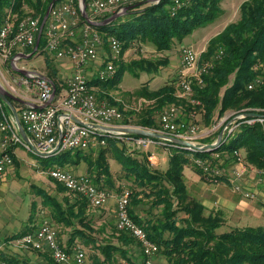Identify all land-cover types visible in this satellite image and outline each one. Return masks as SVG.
<instances>
[{
  "label": "trees",
  "instance_id": "obj_1",
  "mask_svg": "<svg viewBox=\"0 0 264 264\" xmlns=\"http://www.w3.org/2000/svg\"><path fill=\"white\" fill-rule=\"evenodd\" d=\"M62 1L64 0H58L56 4ZM182 1L185 5L174 16L171 14L174 0H160L156 4H134L126 15L110 23L105 22L114 15L106 16L99 21L96 29L104 39L116 36L123 43V49L135 41H140L152 43L159 52L170 51L176 42H182L196 30L215 23L223 14L221 5L225 0ZM52 2L53 0H0V31L7 10L13 3L20 18L31 15L39 18L42 23ZM44 45L45 41L41 38L35 55L45 53L42 50ZM208 50L205 56L215 52L217 54L219 51H223V54L215 61L214 68L203 77V84H196L194 87L195 98L200 101L196 107L203 112L204 124L212 125L217 116L223 117L227 112H234V117L256 113L264 119V71L260 67L264 64V0L245 1L240 6L239 20L230 23L211 39ZM168 63L167 59L139 60L133 64L119 63L120 68L114 79L105 82L96 79L91 84L113 89L119 85L121 73L128 69L134 72V68L139 67L142 72L150 73ZM48 67L51 70L49 77L55 79L57 73L49 61ZM258 78H262L260 82H256ZM253 83V89H249V85ZM144 95L155 100V105L139 116L135 126L141 128L159 129V114L163 109L181 101L175 88L169 84ZM10 101L14 107L19 105L15 100ZM112 104L116 105L114 102ZM4 106L11 114V107L7 104ZM237 123L239 126L236 130L230 135L225 134L220 145L210 151L170 149L169 165L165 171L154 169L148 155L139 152L125 155L114 140H108V147L98 151L95 161L92 155L82 151L64 152L61 155L66 158L60 167L65 166L69 160L75 164L78 160L85 159L90 169L98 172L96 181L106 175L108 185L113 186L107 163L108 148L120 152L124 171L121 178L133 184L130 215L159 245L160 252L167 257L169 264H264V226L233 227L226 223L222 211L207 213L205 206L190 196L184 177L185 167L205 177L195 166L196 159H208L213 154H221L226 161L232 160L235 151L244 153L243 157L248 165L264 169V122L256 119L253 124H249L247 120H239ZM72 154L75 156L72 157ZM12 157L16 163V157L13 154ZM226 180L227 177L222 178V181ZM146 197L152 199V208L161 210L152 219L142 221L133 208L142 204ZM83 200L85 202H79L81 209L83 205H88V201L85 198ZM73 209L74 207L68 208L69 215L62 213L60 217L67 221L83 214L79 210L74 215L71 212ZM55 213L57 214L56 211ZM224 226L230 228L219 232ZM119 233V244L109 243L97 247L104 258H98L97 261L94 259V264H113L118 254L134 264L129 250L124 247L137 246L138 243L128 232ZM22 237L24 235H17L15 238Z\"/></svg>",
  "mask_w": 264,
  "mask_h": 264
},
{
  "label": "built area",
  "instance_id": "obj_2",
  "mask_svg": "<svg viewBox=\"0 0 264 264\" xmlns=\"http://www.w3.org/2000/svg\"><path fill=\"white\" fill-rule=\"evenodd\" d=\"M84 2L87 19L83 16V0H64L55 4L44 26L39 18L31 15L18 20L15 3L7 10L4 18L0 31V86L18 102L19 105L15 106V109L21 124L37 149L50 155L68 151L86 152L91 148H107L108 140H114L130 150H140L147 146L162 147L168 152L173 148H182L190 152L212 150L206 147L207 144L200 143L205 133L200 131L198 125L180 120L181 111L178 106L172 105L163 109L159 114V129L137 127L126 120L120 109L99 100L98 87L91 84L92 80L88 76V68L102 62L97 70L96 79L101 82L114 79L123 52V43L116 36L104 39L96 29L99 19L123 13L127 7L134 4L144 2L156 4L159 0ZM184 5L182 0H174L171 14L174 16ZM41 38L45 41L42 50L46 54L55 61H67L72 68L71 75L62 84H56L46 72L26 66L27 60L34 57L39 50L38 47L36 51V47ZM105 42L109 49L102 57L101 49ZM222 54L223 51H219L215 59L219 60ZM199 61L200 55L192 46L181 48L178 97L187 100L193 106L200 104L195 98L194 86L202 85L203 77L215 65V61H208L202 65ZM2 65L7 66L6 73L10 76L9 79L1 72ZM260 67L264 71V64ZM261 79L258 78L256 82H260ZM253 86L254 83L248 88L253 89ZM4 104L0 99V180L6 170L14 165L11 151L13 145H21L34 153L20 136L15 118L12 113L6 111ZM257 120L264 122L263 118ZM255 121L256 119L247 120L249 124ZM238 126V123L232 126L228 134H232ZM120 128H141L166 134L192 146L186 148L166 140L122 135L116 131ZM207 133L209 135V132ZM233 159L230 170H225L226 160L221 154H213L208 159L198 158L194 164L211 184L217 185L223 182L222 178L227 177L235 193L246 199L256 200L257 192L246 188L244 181L250 172L258 177L259 185L263 184L264 169L248 165L240 151L234 152ZM49 174L68 191L85 198L93 208L106 206L114 197L110 189L97 185L88 175H77L61 167L52 169ZM131 195V190L123 187L116 196L117 231L128 232L137 241L143 256V264H156L155 257L160 253V247L149 237L146 230L132 219ZM17 245L26 250L47 249L58 264H87L88 261L86 253L80 246L67 250L60 244L58 230L49 219H43L39 227L19 239ZM0 264L13 263L0 259ZM123 264L131 263L125 261Z\"/></svg>",
  "mask_w": 264,
  "mask_h": 264
},
{
  "label": "rangeland",
  "instance_id": "obj_3",
  "mask_svg": "<svg viewBox=\"0 0 264 264\" xmlns=\"http://www.w3.org/2000/svg\"><path fill=\"white\" fill-rule=\"evenodd\" d=\"M245 1L247 0H225L221 5L223 9V14L215 23L196 30L192 35L185 38L182 42H176L170 51L159 52L152 43H142L140 41L133 42L132 45L123 49L119 63L133 64L134 62L139 60L158 61L162 59H167L169 63L161 67L160 69L154 70L150 73L142 72L139 67H135L134 72L130 71L129 69L126 70L125 72L121 73L120 76L121 81L116 88L105 89L104 87L99 86L100 88H98L97 90V95L99 100L105 101L110 105L115 106L118 109H121V111L126 116V120L131 124L135 125L139 119V116L142 115V113L145 110L155 105V100L149 99V97L145 96L144 93L147 94V92L150 93L152 91H157L162 87H164L165 85L169 84L172 85L175 88L176 93L179 94L180 78L178 73L179 72L178 65L176 63V56L178 54V51L181 50L182 46H192L199 53L200 65L208 61L216 60L215 59L216 52L210 56H205V54H208L210 41L218 34H220L230 23L239 20L240 6ZM128 15H131V13ZM104 18L105 17H102L99 20H103ZM17 19L20 20L21 19L20 16H18ZM108 49H109L108 44L105 42L103 48L101 49L102 57H103V53H105V51H108ZM48 61L52 65L56 64L53 57L47 56L46 53H40V54H36L31 59L27 60L26 66L28 68L42 70L44 72L48 71V73L50 74L51 70L47 67ZM119 66L120 65L117 66V72L120 68ZM7 69H8L7 66L5 65L1 66V72L5 75L7 79H9L10 76L6 73ZM65 79H67V72L61 73V76H58V80L64 81ZM1 81L3 82L2 79ZM112 102H114L116 105L112 104ZM174 105L180 108L181 111L179 116L180 120L187 122L189 121L194 122L200 128V131L202 133H205V135L200 139L201 144H212L216 142L219 136L218 134H220L221 131L226 126L230 124L225 132V134L228 135L229 129L232 128V126H234L237 123V122H233V120L236 118L234 117L235 113L227 112L223 117L217 116L214 119L212 125L206 126L204 124L203 112L200 110V108L190 105L187 102V100L182 98L179 104H174ZM207 132H209V135ZM151 148H152L151 153L150 152L146 153L144 151H141L142 153L141 152L139 153L143 155L145 154L149 155L150 158L149 160L150 163L152 164L151 166L154 169L156 168V166H158L159 168L157 170L163 171V169L166 168L167 163L169 165V160H170L169 152L164 148L158 146L157 147L151 146ZM126 149L128 148L126 147ZM126 149H123V152H125ZM94 150L95 152H93V149L87 150L85 152V154L89 156L92 155L93 161H95L96 158L98 157V151L100 150V148H96ZM138 151L139 150L130 151L128 149L127 153L135 154L138 153ZM161 151H163L164 153H161ZM240 153L242 156L244 155L243 152L240 151ZM16 154L18 156V158L16 157V159L17 160L19 159L21 163L15 164V169L21 170L22 168V172L19 171V173L21 172L24 174V177L22 179L17 178V180L20 181V183L23 185V188L21 191H19V193L13 191L11 188H8L5 192L0 191V198H2L1 199L2 202L0 204V210L3 211L2 213H0V216L1 218H3L4 222H7V220H11L12 222L15 221L18 222L19 225L35 223L37 222V220H41L42 222L43 219H49L54 222L55 219L51 218L49 213L48 214L46 213L49 212L48 210L39 216V208L43 207L44 205L48 204L46 205V207H49V209L53 208V205L49 204L50 201H48L49 199L52 198L51 197L52 192L57 191L63 194H68L69 197L73 198V200H77L78 202L84 201L81 196L68 191L63 186V184L51 178L49 174V172L52 169L60 167V164L64 163L65 161L64 159L66 158V156L61 154L51 155L48 157L40 156V155H36L33 152L28 151L26 148L22 146L18 147ZM74 156L75 155L72 154V157ZM109 157L112 160L108 162L110 163L109 168H112L113 171L111 176L114 179V182H116V184L115 187L113 188L109 186H106V188L110 189L112 193L116 192L119 194L123 187H126L132 191L133 184L127 181L125 178H121L124 171L121 167V164L119 163L120 158H118L117 160L115 155H113L112 153L110 154ZM157 160L160 161V162L158 161L159 164H157ZM232 161L233 159L232 160L229 159L225 161V170L231 169L233 164ZM163 163H165V165H163ZM21 164L22 167L20 166ZM62 168L68 171L72 170L73 172V170H76V168L78 167H75V164L73 163L71 164L67 163ZM249 175L250 172L247 173L246 177ZM14 179H15V174L13 172H10L9 175L7 174L6 176L7 183L14 184ZM223 182L231 185L227 180ZM256 183H258V181ZM28 184L31 185L27 187V191L31 192L32 194L29 192H25L26 191L25 187ZM151 201H152L151 198L146 197L145 201L142 204L136 207H134L135 205H133L134 208L133 207L132 208L136 212L137 210L139 211L143 210L145 214L144 217L145 216L154 217L155 214L160 213L161 208L160 209H155V207L152 208L150 205ZM104 209L105 208L94 209L96 212H98V215L101 216L100 219L103 221L102 225L97 224L99 228L96 229L93 228L92 229L93 231L90 230L91 227L89 226L90 228L89 231L94 233V229L96 230L97 237H95L96 240V242L94 243L95 246L96 245L104 246L109 243L119 244L117 238L118 236H120V233L117 231L116 220L114 218L113 212L111 210H104ZM99 212H103V213H99ZM224 215H225L226 223H228L230 226L233 227L241 226L242 222L240 221L242 220H238L235 218L228 219L229 215H226V213ZM39 217L40 219H38ZM72 219L74 218H71L70 220ZM230 226H224L218 231L219 232L227 231L226 228H230ZM15 231L18 230L15 228L10 229L9 227L0 224V238L4 237L9 232H15ZM1 246L2 244L0 242V248ZM160 253L155 257V260L158 258L159 255H162ZM86 255L92 263L94 259L95 261H97L98 258L101 259L100 256L104 258L102 252L96 251V248L94 249L88 248L86 251ZM116 258L117 259L113 264H123V262L127 261L120 254H118Z\"/></svg>",
  "mask_w": 264,
  "mask_h": 264
},
{
  "label": "crops",
  "instance_id": "obj_4",
  "mask_svg": "<svg viewBox=\"0 0 264 264\" xmlns=\"http://www.w3.org/2000/svg\"><path fill=\"white\" fill-rule=\"evenodd\" d=\"M106 53L107 51H105L104 55ZM46 55L50 56L48 54ZM55 62L56 64L53 66L56 70L57 77H55V79H52V80L56 84L59 85V84L64 83V81L58 80V76H61V73L67 72V77H69L72 73V68L67 61H55ZM176 63L178 65V71H179L178 73L180 76V50L178 51V54L176 56ZM101 64L103 63L99 62L88 68L87 73L91 80H96L97 78L96 73L99 67L101 66ZM47 67H48V64H47ZM45 72L48 75L51 74V73L49 74L48 71H45ZM98 88L100 87L98 86ZM116 144L119 150L126 149L127 147L124 144L119 143V142H116ZM19 146L21 145L12 146L13 148L12 154L14 156L16 155L15 157L17 158L18 156L16 154V151ZM91 149H93V152H95L94 149L96 148H91ZM109 150H110L108 151L109 156L112 153L113 155H115L117 160L118 158H120L119 163L121 164V167L123 169V165L121 162L122 154L117 152L113 148ZM127 150L128 149H126L124 154L131 155L127 153ZM151 150H152L151 146H147V147H143L138 152L144 151L146 153L148 152L151 153ZM161 153H164V152L161 151ZM109 156H108V162L111 160ZM158 161L159 160H157V164H159L160 162ZM18 163H21L19 159L17 160L16 163L14 162L13 166H11L10 168L6 170L4 177L0 180V191L1 192H5L8 188H11L13 191H16L17 193H19V191L22 190L23 185L20 183L19 180H17V178L22 179L24 177V174L21 173L22 168L21 170L15 169V164H18ZM67 163L71 164L73 162L69 160ZM108 165H110V163H108ZM163 165H165V163H163ZM20 166L22 167V164ZM75 167H78V168H76V170H73V173L77 175H88L93 179L94 183H96L97 185L104 186V187L109 186L107 183L108 177L106 175H102L100 180L96 181V178H98V172H96V169L93 171L90 170L89 169L90 167L85 159L78 160L77 163H75ZM158 168L159 167L156 166L155 169H158ZM109 169L111 172L109 177L112 181L111 183L113 184V186H109V187L113 188L115 187L116 182H114V179L111 176V174L113 173L112 168H109ZM167 169H168V163L166 165V168L163 169V171ZM19 171H21L20 172L21 174L19 173ZM10 172H13L15 174L14 184L7 183L6 176L7 174L9 175ZM184 177H185L186 185H187L190 196L192 198H196L197 200H199L205 206L207 213L220 210L224 214L226 213V215H229L228 219L235 218L238 220H242L240 221L242 223H241V226L239 227L264 226V205H263L264 203V183L260 185L259 183H256L258 181L257 176L250 174L249 176H247V178L244 181L246 188L257 192L258 198L256 200H249L235 193L231 185H229L228 183L222 182L217 185L211 184L204 177H202L201 175H199L198 173H196L189 167H185ZM30 185L28 184L25 187L26 189L25 192H29L27 191V187ZM113 194H114V197L108 202L106 206L102 208H105L104 210H111L116 220V196L119 193L113 192ZM51 197L52 198L49 199L48 201H50L49 204L53 205V208H50L52 210H50L49 207H46V205L48 204L46 205L43 204L44 206L39 208V216L43 214L44 212H46L47 210L49 211L46 213L47 214L49 213L50 217L55 219L54 222L52 220L51 222L54 224V226L58 230V240L60 244L63 247H65L67 250H72L74 247L80 246L84 250L85 253L88 248H93V249L96 248V251L99 252L100 250L97 248L99 245H96V246L94 245V243L96 242L95 237H97L95 229L99 228L97 224L102 225L103 221L100 219L101 216L98 215V212L94 210L95 208H93L88 203V205L86 206L83 205L81 209L80 204L77 200H73V198L69 197L68 194H63L57 191L52 192ZM1 199L2 198H0V204L2 202ZM70 207H74V209L71 211L74 215H77L79 210H81L83 214L80 215L79 217H75L71 221L70 220L64 221L62 219L63 217H60V215L62 213L64 214L66 213L69 215L68 208ZM55 211L57 212V214L55 213ZM138 211L139 210H137L136 214H138L141 220L143 219L142 221H145L146 219H152V217H149V216L144 217L145 214L143 210L142 211L140 210L141 212L140 211L138 212ZM2 212L3 211L0 210V213ZM99 213H103V212H99ZM56 215H57V218H55ZM38 219H40V217ZM84 219L85 221H83ZM40 223H41V220H37V222L35 223L19 225V223L16 221L12 222L11 220H7V222H4L3 218H1L0 216L1 225L7 226L10 229L15 228L18 230L15 232H9L4 237L0 238V242L2 244L0 248V259L8 260L15 264H58L52 258L50 252L47 249L43 251L26 250L17 245V241L21 239V238H18V239L15 238L17 235L25 236L26 234L35 231L39 227ZM89 226L91 227V229L89 228ZM93 228H95L94 233L91 232L93 231L92 230ZM89 229L91 231H89ZM106 237H109V236H106ZM130 247H124V248L126 250H129V256H131L132 260L134 261V264H143V256H142L140 248L138 246H130ZM100 258L103 259V257L101 256ZM87 264H94V263H92L90 259L88 258ZM156 264H169V261L167 257L164 254H162V255H159L158 258L156 259Z\"/></svg>",
  "mask_w": 264,
  "mask_h": 264
},
{
  "label": "water",
  "instance_id": "obj_5",
  "mask_svg": "<svg viewBox=\"0 0 264 264\" xmlns=\"http://www.w3.org/2000/svg\"><path fill=\"white\" fill-rule=\"evenodd\" d=\"M57 1L58 0H53V2L50 4L49 9H48V11H47V13L45 15L44 20H43L42 26H44V24L46 23V21H47V19L49 17V14H50V10L56 4ZM84 1L85 0H83V4H84L83 16H84V18L87 19L88 15H87V13L85 11V2ZM132 8L133 7H127L123 13H119V14H116V15L112 16L105 23H110V22L114 21L115 19L126 15L128 13V11H130ZM39 41H38V44H37V47H36V51L38 50V47H39ZM0 99L5 104H7V105H9L11 107L12 114H13V116L15 118V121H16L18 132H19L20 136L22 137V139L24 140V142L27 143L32 148V150L34 151V153L36 155L45 156V157L51 156L50 154H47L45 152L39 151L37 149V147L33 144V142L30 140L29 136L27 135V133L25 132V130H24L22 124H21V121H20V118H19L17 110L15 109V107L12 105V103L10 101V100H14L15 98L13 96H11L8 92H6L2 88V86H0ZM259 118H261V116L256 114V113H247V114H242L239 117H236L233 120V122H238L239 120H250V119H259ZM228 126H226L221 131V133L218 136V139L216 140V143L207 144L206 147L211 148V149H214L215 147H217L222 142L223 136L225 135V132L228 129ZM116 131L118 133L122 134V135H127V136L147 137V138H152V139L166 140V141L172 142L173 144H176V145H179V146H183V147H186V148H189V147L192 146V145H190L189 143H187L185 141L175 139V138H173L171 136H168L166 134H160V133H156V132L145 130V129H141V128H120V129H117Z\"/></svg>",
  "mask_w": 264,
  "mask_h": 264
}]
</instances>
